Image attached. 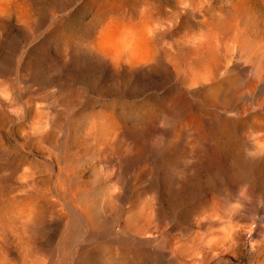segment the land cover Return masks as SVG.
Returning a JSON list of instances; mask_svg holds the SVG:
<instances>
[{
	"label": "rangeland",
	"instance_id": "obj_1",
	"mask_svg": "<svg viewBox=\"0 0 264 264\" xmlns=\"http://www.w3.org/2000/svg\"><path fill=\"white\" fill-rule=\"evenodd\" d=\"M110 1L0 0V179H3L0 181V196L14 186L18 176L31 168L30 172H35L39 167L37 176L43 169L45 175L51 173L53 181L54 173L45 167L49 162L48 147L39 150L34 139L26 138L34 132L36 123L45 122L47 116L48 119L55 117L51 122L56 132L62 129L64 135L70 130L80 137L86 133L87 126L100 123L103 116H112L116 121L123 116L140 120L142 116L153 118L156 114L158 123L167 122L159 124L161 129L178 135L177 164L182 177L222 178L226 180V209L244 208L242 201L251 197L255 208L264 210V183H261L264 180V0ZM145 17L147 20L150 17L153 24L149 20L147 23ZM161 43H165L164 48ZM151 48L157 52L153 53ZM93 52L104 56L101 58ZM105 56L113 63L109 64ZM141 57L151 60L144 63ZM152 60L156 61L153 63ZM193 72L198 75L191 76ZM203 72L207 74L203 75ZM198 77L202 81L206 79L203 83L207 84L204 85ZM191 78L194 81H190ZM197 82L202 83L201 86ZM145 119L135 125L148 127L152 124V120ZM92 127H88L87 133L97 132V128ZM167 143L164 144V177L170 176L173 166L172 148ZM30 147L34 151L31 152ZM80 150L82 153L83 149ZM92 151L91 156L80 160L83 169L84 164L89 163L90 167L93 163V173L114 182L110 176L116 170L115 160H108L104 169L97 162L96 152L93 151V155ZM192 155L198 159L193 160ZM86 173L85 170V177L91 174ZM130 176L135 180L136 173ZM240 179L251 182L252 187L245 189ZM236 184L237 189L228 188ZM185 185L183 189L188 187ZM240 185L245 190L239 188ZM113 187L127 202L132 200L133 191L128 193L130 190H123L117 184ZM109 188L102 187V195ZM136 189L134 197L141 194L139 187ZM258 197L259 201L256 200ZM64 213L77 218L66 207ZM257 218L259 228L256 234L264 236L261 235L264 233V217ZM118 225L116 229H122V224ZM101 229L102 224L99 231ZM97 241L104 246L107 239L100 236ZM247 241L245 247L249 250ZM252 261L243 253L239 263L250 264Z\"/></svg>",
	"mask_w": 264,
	"mask_h": 264
},
{
	"label": "bare ground",
	"instance_id": "obj_2",
	"mask_svg": "<svg viewBox=\"0 0 264 264\" xmlns=\"http://www.w3.org/2000/svg\"><path fill=\"white\" fill-rule=\"evenodd\" d=\"M180 3L182 4V1ZM142 6L144 7V5ZM114 15H117V13ZM144 15L147 14L145 13ZM145 18L147 22L150 17H148V20L147 17ZM112 19L114 18L112 17ZM151 20L149 21L151 22ZM143 24L145 25V23ZM165 25L167 28V24ZM165 25L163 26L165 27ZM154 27H156L155 24ZM160 28L162 30L161 26ZM154 30L152 31L155 32ZM159 32L161 33L162 31ZM147 36H144L145 39H147ZM152 36H150L151 39ZM159 41L160 39L157 42ZM145 43L147 44V42ZM164 44L161 45L162 48H164ZM109 48L112 49L111 47ZM114 50L117 51L116 48ZM124 50L126 51V49ZM106 51L104 50V52ZM155 51L153 50V53ZM128 52L130 53L129 49ZM170 52L173 53V50ZM93 54H96V52H93ZM106 54L108 55L109 53ZM96 55L100 54L97 53ZM149 56L151 55L149 54ZM143 57L145 56L143 55ZM105 59L107 60L106 56ZM146 59L149 60L148 58ZM147 60H144V63ZM108 62L109 64L113 63L111 59ZM135 64L138 66L137 63ZM129 65L131 66V64ZM139 65L145 66L144 64ZM128 67L127 65L126 68ZM214 67H216V64ZM154 68L156 69V67ZM203 68L205 69V66ZM204 72L202 73L203 75L207 74ZM194 74L196 75L197 73L193 72L191 76ZM214 75L212 74V76ZM196 76L193 78L195 79ZM193 78L189 80L194 81ZM199 79L198 81H202V79ZM197 83L199 84V82ZM154 116L153 118L152 116H142L139 118L140 120L132 118L133 116L130 118L123 116V118L118 117L116 121L112 116H103L100 123L94 122L96 123L94 124L91 122L92 126L94 124V129L97 128L96 133H87L88 127H92L87 126L86 133L80 137L70 133V130L64 135L62 134V129L56 132L57 130L55 131L53 128L55 125L52 126L51 122L55 117L48 119L47 116L45 122L36 123V128H33L34 124L32 123L34 132L28 136L25 134L26 138L34 139L37 142L36 145H39L36 147L39 150L40 148L43 149L44 146L48 147L50 155L48 154L49 162H46V164L49 166L44 163L42 166L45 165L49 172L54 173L53 181H51V173L47 175L42 173L44 169L43 171L42 169L38 170L39 172L42 171L40 172V175H44L42 178L39 177L40 175L37 176L39 173H36L39 167L35 172H30L32 168L31 170L25 169L26 171H24L22 176H18L17 179V176L15 177L16 182L14 181L15 179L12 180L15 182L14 186L12 185L8 192L4 193L5 190L3 191V195L0 196V264H241L239 262L243 258V253L249 260H253L250 264H264V236L256 234L259 228L256 218L260 217L261 219L264 217V210H257L251 197H249L250 199L245 197L246 199L242 201L243 205H245L244 208L229 210L227 207V210L226 180L222 178L205 179L203 178L204 176L190 175L187 178L182 177L178 172L177 164L178 135L176 133L169 134V132L161 129L159 124L163 121V116L160 118L162 121L159 123V120H157L158 116ZM164 116L167 115L164 113ZM32 118L30 119L31 122ZM36 118L34 117V119ZM144 119L153 121L150 124L151 126L148 125L150 128L142 127V124V126L139 124L135 125L136 122ZM60 123L57 125L59 126ZM23 126L25 127V125ZM50 127H52V130ZM69 127L67 128L69 129ZM29 132L27 133L29 134ZM25 135L23 136L25 137ZM22 139L24 140V138ZM61 140L64 141L59 144ZM166 141L171 145L173 158L172 172L169 177H164L163 175L166 154L164 144L167 143ZM151 148H153V151H150ZM29 149L32 152L33 149L31 147ZM80 149H83L82 153H80L82 151ZM91 150L96 152L92 151L93 155L95 153L98 156L99 161H96L104 169L108 165V160H115L116 170L110 176L113 177L114 182L112 179H101L99 177L100 174L93 173V163L90 167L88 166L89 163L84 164L85 169H83V164L80 163V160L92 154L90 153ZM45 151L47 150L45 149ZM113 154L116 156L114 157ZM194 158L196 159L197 156L193 157V160ZM190 161H192V158ZM62 164L63 168L61 167ZM30 167L33 166L30 165ZM85 170L87 173H91L89 177H85ZM133 172L136 173L135 180H131L130 174ZM4 178L6 179V177ZM8 179L10 180V178ZM240 180V184L244 185L245 189H247V186H249V189L252 187L251 182ZM108 182L109 184L111 183V186L108 185ZM1 183L3 185V182ZM261 183H264V180ZM116 184L122 186L123 188L121 189L123 190H130L128 193L133 191L134 195L137 191L136 188L139 187L143 196L139 194L134 197L131 193L133 195L132 200L127 202L123 199V195L120 196L119 193H116L115 188L117 186L113 187ZM184 184L188 186L185 189L182 188ZM237 184L239 185V183ZM237 184L229 185L228 188L237 189ZM242 185L239 188L242 187L241 189H243L244 186ZM107 186L110 188L103 192L105 195H102V187L107 189ZM0 192L2 193V191ZM209 197H212V199H208V201L207 198ZM220 198H225V200H220ZM256 200L259 201V197ZM126 204L128 206H125ZM64 207L76 214L77 218L64 213ZM100 223L103 225V229L100 230L101 233L99 231ZM118 224H122V229H116L119 226ZM261 235H264V233ZM100 236L107 239V242H104V246H101L102 244L97 241ZM247 239V243L250 246L249 250H246L245 247Z\"/></svg>",
	"mask_w": 264,
	"mask_h": 264
}]
</instances>
